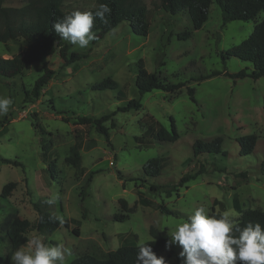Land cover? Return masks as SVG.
Listing matches in <instances>:
<instances>
[{"label": "rangeland", "instance_id": "rangeland-1", "mask_svg": "<svg viewBox=\"0 0 264 264\" xmlns=\"http://www.w3.org/2000/svg\"><path fill=\"white\" fill-rule=\"evenodd\" d=\"M28 1L3 0L2 6L21 7ZM63 3L66 9L74 10L98 5L97 0ZM263 16L264 12L255 19L232 20L224 25L222 10L213 3L203 27L194 30L191 37L180 39V33L192 29L189 14L172 15L160 9L154 12L147 36L135 34L123 22L86 48L66 41L69 52L82 53L83 57L68 65L59 53L50 57L56 75L39 99L28 102L25 90H30L43 72L40 63L27 65L14 78L0 77V97L12 100L8 112L0 115V155L23 164L0 160V254L11 257L27 244L14 249L6 237V228L14 217L35 222L37 212L32 202L48 201L54 196L58 199L50 204L51 211L61 220L74 222L68 227L61 224L52 233L31 229L27 236H39L49 246L63 243L71 251L65 264L83 254L102 258L121 245L140 244L156 234L170 241L176 225L185 222L200 206L209 215L234 211L236 220L240 213L233 206L235 196L243 209L264 210V76L232 77L242 69L251 72L253 65L226 55L252 33ZM25 49L22 38L8 43L0 40V56L4 58ZM141 58L150 72L185 85L174 95L162 89L141 94L135 84ZM212 72L219 74L200 80ZM107 77L119 82L127 92L126 99H119L115 90L92 88ZM189 87L195 89L196 102L189 96ZM132 98L141 101L140 109L118 111L104 123L110 141L95 125L80 123V116L102 117ZM172 119L179 139L158 140L154 133L159 126L171 130ZM252 133L259 136L255 151L242 155L236 138ZM217 136L223 137L222 149L227 156H195L196 140L210 141ZM136 137L151 144L140 143ZM41 139L48 161L42 157ZM91 139L95 146L87 150L85 144ZM78 141L83 146L84 174L66 162ZM154 157L166 158L167 164L159 176H147L144 165ZM52 160L58 168L56 178L48 171ZM202 164L203 173L178 185L184 175L194 174ZM241 172H246L248 178L240 176ZM10 181H16L17 187L11 196L2 198V188ZM152 185L159 189L153 190ZM140 196L150 204L141 203ZM120 199L127 200L130 212L123 210ZM160 204L178 215L161 213ZM118 215H125V219L118 220ZM183 251L178 243H172L156 255L163 257L165 264H183Z\"/></svg>", "mask_w": 264, "mask_h": 264}, {"label": "trees", "instance_id": "trees-1", "mask_svg": "<svg viewBox=\"0 0 264 264\" xmlns=\"http://www.w3.org/2000/svg\"><path fill=\"white\" fill-rule=\"evenodd\" d=\"M2 2L3 0H0V40L8 43L10 40L22 38L25 42L26 49L24 52L12 55L9 58L0 56V77L14 78L22 74L27 65L34 62L40 63L43 72L35 80L33 87L30 90H25L26 102L39 99L43 94V90L56 75V71L49 64L50 57L59 53L65 65L83 57L82 53L69 52V47L66 44L67 40L59 36L53 27L57 20L75 10L66 9L63 0H29L26 5L21 7L2 6ZM97 2L98 5L96 8L80 10L82 12L91 11L94 13L101 4H106L111 9L110 13L105 14L103 21L99 18L94 19L92 31L95 32L96 39L93 40V43L102 40L109 31L114 30L123 22H127L135 34L147 36L150 31L154 12L160 9L172 15L189 14L192 20V29H187L180 33L178 35L180 39L191 37L194 30L203 27L208 20L210 7L213 3L220 6L224 25L232 20L248 21L255 19L264 12V0H151L150 3L148 0H97ZM226 55L227 57L232 56L250 62L253 65L251 72L242 69L237 73L231 74L232 77L243 78L249 76L253 79H258L264 76V16L255 24L252 33L240 44L227 50ZM137 67L135 84L141 94L154 89H162L174 95L185 85L182 82L171 83L162 77L160 73L150 72L146 68L144 59L142 58L138 60ZM217 74L219 73L212 72L208 75H203L200 77V80L210 78ZM92 88L95 90H115L117 91V97L119 99L127 98V92L124 88L120 86L118 81L111 77L95 83ZM188 92L190 98L196 102L195 89L189 87ZM141 107V101L132 98L126 101L124 105L118 106L110 114L103 115L102 117L92 115L80 116L79 120L82 124L95 125L96 130L104 134L107 141H110L109 128L104 123L114 117L118 111L138 110ZM37 125L35 124V126ZM152 130L153 127L150 128V131ZM154 135L160 141L169 142H174L180 137L174 119H172L171 130H168L164 126H159ZM136 138L140 143L151 144L150 141L146 142L143 137ZM258 138L259 136L255 133L237 137L236 141L242 147L240 153L242 155L253 153L257 146ZM223 140L222 136H217L210 141L202 139L196 140L193 144L195 156L206 154H223L227 156V152L222 149ZM41 143H43V139H41ZM95 143L94 139H91L88 145L85 144V147H87V150H90L95 146ZM42 146V157L44 161H48L47 151L45 150L46 145L43 143ZM82 148V142H76L71 147L70 153L66 157V162L77 168L78 172L84 174L85 168L82 165ZM0 160L4 163L23 166L21 161L2 155H0ZM166 164L167 161L164 157L151 158L144 165V172L147 176L157 177L162 173ZM201 166L194 174L184 175L178 185H184L189 180L197 178L198 175L204 172L205 165L202 164ZM48 171L52 178H56L58 168L55 160L49 163ZM118 174L120 177L122 176L121 172H118ZM240 176L245 179L248 178L246 172H241ZM88 180H92V175ZM17 184L16 181L6 183L2 188L1 197L7 198L11 196ZM177 187V185L173 186L175 189ZM152 189L158 190L159 187L152 185ZM139 201L147 205L150 204V201L145 200L142 196H140ZM120 204L126 213L131 211V207H129L126 199H120ZM32 205L37 212L35 222L15 216L6 228V237L14 249L28 242L27 233L31 229H36L41 233H52L61 224L68 227L74 222L73 219L61 220L51 211L50 204L47 203V200L33 201ZM233 206L240 213L236 221L241 227L246 226L248 222H258L264 226V210L252 208L243 209L237 196L234 197ZM159 209L161 213L178 215L177 211L169 209L165 204H160ZM219 214L217 213L216 215L218 216ZM116 218L118 220H124L125 215H118ZM75 233H78V231H75ZM145 243H149L155 254L166 250L169 245L168 239L158 234L152 239L145 241ZM138 248L139 244H124L115 250H110L105 257L99 258L92 254H83L73 259L69 264H136ZM0 264L13 263L9 255L0 254Z\"/></svg>", "mask_w": 264, "mask_h": 264}, {"label": "clouds", "instance_id": "clouds-1", "mask_svg": "<svg viewBox=\"0 0 264 264\" xmlns=\"http://www.w3.org/2000/svg\"><path fill=\"white\" fill-rule=\"evenodd\" d=\"M111 9L101 4L91 11H72L54 23L55 32L64 40L80 48H86L96 39L92 31L94 19L104 20ZM11 98L0 97V115L8 112ZM58 196L50 198L53 204ZM236 213L225 210L221 214L209 215L204 206L194 210L188 219L176 225L170 233L169 246L178 243L183 247V264H264V226L248 222L241 227L234 219ZM63 222V221H61ZM71 251L63 243L49 246L41 237L33 236L27 244L11 256L13 264H65ZM136 264H165L163 257H157L149 243L141 241L136 254Z\"/></svg>", "mask_w": 264, "mask_h": 264}, {"label": "built area", "instance_id": "built-area-1", "mask_svg": "<svg viewBox=\"0 0 264 264\" xmlns=\"http://www.w3.org/2000/svg\"><path fill=\"white\" fill-rule=\"evenodd\" d=\"M111 163H113V162L111 161Z\"/></svg>", "mask_w": 264, "mask_h": 264}]
</instances>
